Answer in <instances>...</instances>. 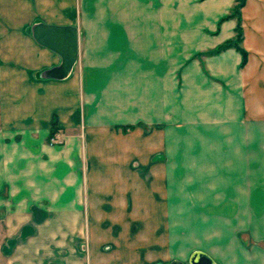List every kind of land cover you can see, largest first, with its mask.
I'll return each mask as SVG.
<instances>
[{"label": "crops", "instance_id": "0c3cea01", "mask_svg": "<svg viewBox=\"0 0 264 264\" xmlns=\"http://www.w3.org/2000/svg\"><path fill=\"white\" fill-rule=\"evenodd\" d=\"M244 1L0 0V264H264V0ZM239 19L244 65L215 51ZM39 24L77 31L65 77Z\"/></svg>", "mask_w": 264, "mask_h": 264}, {"label": "water", "instance_id": "95a60500", "mask_svg": "<svg viewBox=\"0 0 264 264\" xmlns=\"http://www.w3.org/2000/svg\"><path fill=\"white\" fill-rule=\"evenodd\" d=\"M35 40L58 53L62 57L60 67L62 77L71 72L78 59V37L77 31L71 27L36 25L33 29ZM172 264H183L173 261ZM189 264H213V260L207 254L195 252L189 259Z\"/></svg>", "mask_w": 264, "mask_h": 264}, {"label": "trees", "instance_id": "16d2710c", "mask_svg": "<svg viewBox=\"0 0 264 264\" xmlns=\"http://www.w3.org/2000/svg\"><path fill=\"white\" fill-rule=\"evenodd\" d=\"M236 1H237V6L235 8V12L234 13H235V15L237 17H239L240 9H241V7H243L245 1L244 0H236ZM242 36H243L242 27H241L240 19H239V23H238L237 29H236V37H235L236 39L234 41H232V42H228L227 44H225L223 46H220L218 48V50H215V51L218 52V51H222L223 49H226V48L235 47L236 50H238L242 54V58L243 59H242L241 62L244 65V63H246L245 60H247V54L240 47V44L242 42Z\"/></svg>", "mask_w": 264, "mask_h": 264}, {"label": "built area", "instance_id": "2783aa9c", "mask_svg": "<svg viewBox=\"0 0 264 264\" xmlns=\"http://www.w3.org/2000/svg\"><path fill=\"white\" fill-rule=\"evenodd\" d=\"M61 142H62V140H61L59 135H57V136L54 135L53 137H51V143L52 144L61 143Z\"/></svg>", "mask_w": 264, "mask_h": 264}, {"label": "rangeland", "instance_id": "374dc122", "mask_svg": "<svg viewBox=\"0 0 264 264\" xmlns=\"http://www.w3.org/2000/svg\"><path fill=\"white\" fill-rule=\"evenodd\" d=\"M59 135V134H58ZM55 136H57V134L55 135ZM60 136V138H61V140H62V142L61 143H55L54 145H58V144H63L64 143V137L62 136V135H59ZM50 143H51V139H50ZM52 144V143H51ZM186 264H188V263H186Z\"/></svg>", "mask_w": 264, "mask_h": 264}]
</instances>
